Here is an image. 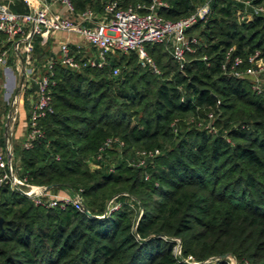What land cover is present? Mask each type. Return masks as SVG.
<instances>
[{
	"label": "trees",
	"instance_id": "1",
	"mask_svg": "<svg viewBox=\"0 0 264 264\" xmlns=\"http://www.w3.org/2000/svg\"><path fill=\"white\" fill-rule=\"evenodd\" d=\"M104 1L72 3L101 12ZM167 2L158 12L174 19L203 0ZM9 4L27 10L22 0ZM239 5L210 2L206 21L188 29L200 41L181 69L160 42L147 45L160 73L134 52L78 70L55 60L45 137L20 145L15 162L30 183L81 187L87 211L35 204L1 184L0 264H228L224 253L264 264V92L221 68L230 47L244 65L256 50L264 57V16L239 21ZM44 46L35 36L34 51L46 54ZM108 137L123 146L102 147ZM154 148L144 165L128 164ZM116 194L120 206L105 212Z\"/></svg>",
	"mask_w": 264,
	"mask_h": 264
},
{
	"label": "built area",
	"instance_id": "2",
	"mask_svg": "<svg viewBox=\"0 0 264 264\" xmlns=\"http://www.w3.org/2000/svg\"><path fill=\"white\" fill-rule=\"evenodd\" d=\"M27 10L15 11L10 7L8 0H0V68L8 67V54L22 59L23 69L19 88L34 86L32 100L26 121V131L22 140L23 147H31L34 141L44 138V130L41 119L52 111L51 85L54 83L55 60L48 58L37 62L34 59V37L39 35L42 42L48 35L57 31L72 32L78 34L83 45L97 49L96 56L91 49L85 48L83 57L63 41L59 43V62L73 70H78L85 65L102 66L108 61L112 53L134 52L137 60L142 65L149 66L153 72L160 73V69L147 49V45L160 42L165 50L176 60L181 69L186 61V51H193L194 44L200 41L196 33H189L188 29L196 22H205L210 11L212 0H203L187 14L171 19L162 16L158 10L167 6V0L136 1L127 5H121L117 0H105L101 12L93 7L86 6L77 10L72 0H53L63 10L52 8L49 0H22ZM240 3L236 7V17L239 21H248L254 15L264 16V0H232ZM227 51L221 62L222 71L235 77H247L251 87L257 93L264 92V57L259 56L256 50L247 56V65L243 64L240 55H231ZM205 58V55L202 56ZM118 69L114 68V72ZM13 101V100H12ZM212 117V114H208ZM198 124H201L199 122ZM212 127L210 120L204 125ZM116 144L123 146V141L117 137H108L102 147ZM159 149H138L135 158L128 160V164L142 166L146 159H151L158 154ZM99 156V155H98ZM18 163L14 165L8 158L6 148L0 142V185L8 184L11 189L22 192L35 204L45 206L64 207L71 204L77 209L83 210V197L81 187L73 191V194H58L46 185H37L28 182L24 175L18 173ZM147 177V174H145ZM122 194L127 195V192ZM112 196L105 212H109L120 206ZM136 216V218H138ZM176 244L173 247L175 255L180 256L179 239L174 238ZM192 259L188 256L184 260ZM228 264H250L247 259L238 261L231 253L225 256Z\"/></svg>",
	"mask_w": 264,
	"mask_h": 264
},
{
	"label": "crops",
	"instance_id": "3",
	"mask_svg": "<svg viewBox=\"0 0 264 264\" xmlns=\"http://www.w3.org/2000/svg\"><path fill=\"white\" fill-rule=\"evenodd\" d=\"M49 1L53 2L52 3L53 9L63 10L62 7L58 3L54 2L53 0H49ZM49 41L52 45V52H53L52 53L53 56L49 55V58H52L54 60L59 59V48L58 47H59V43L63 41L68 42L69 45L77 52V55L79 52H84L85 50L84 49L85 45H83L84 43L82 41V38L76 33L57 31L55 33L48 35L47 39L43 42L40 37V44L42 45H46ZM1 69H8L11 71L17 70L18 73H20L19 80H18V83H20V80L22 77V69H23L22 59H17L14 57V55H12V53H9L8 54V67L1 68ZM32 96H33V93L31 90L28 91V88L25 89L23 87L22 89V88L16 87V89L14 90V94L12 96L13 101H11V105L10 107L7 108V111L5 113L6 118H7L8 129H12L13 122L15 120H18L19 121L18 123L19 131H16V134L22 135L23 138H24V134L26 131V121H27V116H28L29 106H30V101L32 100ZM5 127L6 126L4 125V131H3L2 139L0 138V142L6 148L8 158H10V161L14 165L15 163L14 160H16V157L14 154V149L12 148V145L14 144L13 138H11L10 133H6ZM68 189L72 190L69 187ZM67 191L68 190H66L65 188L64 189L57 188L55 192L62 195V194H66Z\"/></svg>",
	"mask_w": 264,
	"mask_h": 264
},
{
	"label": "rangeland",
	"instance_id": "4",
	"mask_svg": "<svg viewBox=\"0 0 264 264\" xmlns=\"http://www.w3.org/2000/svg\"><path fill=\"white\" fill-rule=\"evenodd\" d=\"M11 0H8V3H10ZM85 46L88 48V49H91V52H92V55L93 56H96L97 54V49H95L94 47H89L88 44H85ZM43 48V47H42ZM45 50H46V54H42L41 53V48H38V49H35L34 53H33V57L35 60H39V61H45L46 59L49 58V55H52V45L50 43V41L44 46ZM43 48V49H44ZM85 54V52H79L78 53V56L79 57H83V55ZM113 56L115 57H119L121 54L120 53H112ZM53 56V55H52ZM118 69V68H117ZM19 76H20V73H18L17 70L15 71H11V70H8V69H1L0 68V138L2 139V135H3V131H4V125L6 126V133H10L11 135V138H13V145H12V148L14 149V154L16 153V149L22 145V140H23V137L22 135H18L16 134V131H19V127H18V123L19 121L18 120H15L13 122V128L12 129H8V126H7V118H6V111H7V108L10 107L11 105V101H12V96L14 94V90L16 89V87H19V83H18V80H19ZM29 86H26L25 89H30L32 88L33 90V84L32 83H28ZM31 90V91H32ZM6 123V124H5ZM18 139V140H17ZM16 157V156H15ZM135 158V157H134ZM107 160L109 162H112L113 161V157L112 156H108L107 157ZM15 162V160H14ZM89 164L91 167H93V163L92 161L90 160L89 161ZM59 188H65L67 191L66 194H73V191L74 190H70L68 189L67 186H61ZM52 192H55L54 190H51ZM114 196V195H112ZM111 199L108 198L107 201H106V208L108 206V202L109 200ZM136 216H138L139 213H141L142 209H141V206H137L136 207Z\"/></svg>",
	"mask_w": 264,
	"mask_h": 264
},
{
	"label": "water",
	"instance_id": "5",
	"mask_svg": "<svg viewBox=\"0 0 264 264\" xmlns=\"http://www.w3.org/2000/svg\"><path fill=\"white\" fill-rule=\"evenodd\" d=\"M45 189H49L50 188V185H46L45 187H44ZM83 210L84 211H87V209H86V207L83 205ZM1 220V219H0ZM227 254H222V255H220V257H225Z\"/></svg>",
	"mask_w": 264,
	"mask_h": 264
}]
</instances>
